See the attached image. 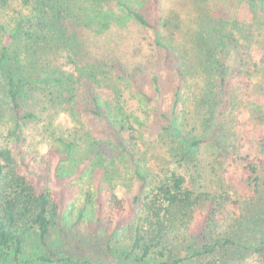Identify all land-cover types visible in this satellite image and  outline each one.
<instances>
[{"label": "rangeland", "instance_id": "rangeland-1", "mask_svg": "<svg viewBox=\"0 0 264 264\" xmlns=\"http://www.w3.org/2000/svg\"><path fill=\"white\" fill-rule=\"evenodd\" d=\"M18 1L9 0L13 14L19 11L14 7ZM119 1L123 4L129 3L138 9L146 7L152 12L150 0H73L72 7L76 10L79 7H89V12L92 8L96 11L94 14H88L86 23L75 30V38L68 37L67 46L74 53L75 61L72 66L62 68L63 71L72 72L75 77H79V73H85L91 80L88 81L99 93L101 108L110 112V123L117 135L128 140L131 131L138 137L136 159L141 170L146 172L149 178L166 168H173L184 174L189 181L195 179L196 187L211 192L228 191L235 199H239L243 209L247 210L244 212L245 218L232 233L235 245L229 249V257L223 256L219 260L225 264H264V252L261 255L255 254L249 247L250 244H254V240L257 242L261 235H264V223H259L256 217L254 220L252 218L253 213L256 216L264 210V182L258 196L254 200H247V197L252 196L248 194L247 188L240 184L234 189L233 183H229L226 178L231 175L236 181H242L245 174L244 166L235 163L229 151L230 144L239 141L236 138L242 137V141L238 142L239 146L241 144L242 153L264 160V114L261 110L254 113L250 108L243 106L240 102L242 97L236 104L231 98L227 106H224L222 101L221 106H218L216 100L222 97L217 94L215 88L214 92L202 82L195 49L199 45L195 44L201 41L197 34L201 27H205V18H209L219 24L222 32L229 33L237 41L250 46V50L261 51V56L255 55L256 61L260 57L264 58V0H158L160 4L158 31L161 42L165 43L171 53L157 46L154 32L136 24L122 5L118 4ZM252 55L254 57V53ZM101 59L119 62L131 73H137L138 67L142 69L138 78L143 91L158 98L160 112L168 120L176 118L174 125L188 144H197L195 147L190 146L188 158L179 161V157L172 154L170 136L176 137L177 141L180 137L167 130L168 120L166 121L163 115L155 110L156 107L152 103H147L126 79L118 76L110 65L96 68V61ZM182 62L180 69L185 80L179 75L178 66ZM24 64L28 69L26 72L28 80H32L33 87L27 92L30 96L20 103L23 110L33 112L36 118L22 126L23 136L21 141H18L15 137V134L19 133L15 131L18 116L12 110V105L7 102V98H4V95L0 97V147L12 148L15 154L16 148H19L24 152V158L30 159L40 158L53 148L61 149L58 137L71 136L83 144V147H79L76 143L73 147L74 153L71 154L70 162L64 159V165L68 164L66 169L69 170V174L83 164H87V167L81 178L72 182L78 192L68 205L61 226L48 237L49 247L57 256L70 257L73 248L71 241L79 243L78 246L81 247L88 246L93 228L97 226L95 199L98 192L94 185L95 170L108 169L106 176L108 173L114 174L116 181L123 185V188L116 192L126 201L130 200L134 193L130 194V190H127L132 186L131 175L112 143L104 139L95 145L87 137L90 113L85 86L79 83L75 85V90L68 93L69 96L64 90L61 95L58 93L60 90L58 86L48 89L42 75L37 76L45 66L41 58L32 56L31 62L26 61ZM226 64V83L230 89L240 92V89L247 88L242 78L248 75L247 69L240 70L238 76L234 75L238 60L233 48L227 55ZM244 64L251 67L252 62ZM59 67L58 63H54L48 66V70L50 72L60 69ZM46 71L47 69L44 74ZM251 75L247 91L254 96L262 97L261 104L264 105V61ZM154 76L157 78V85L153 81ZM177 88L180 89V100L174 107ZM73 93L71 100L70 95ZM116 96H120V99L116 101L115 109L112 110V106L104 103L110 102L112 97L117 98ZM121 124H125V127L119 130ZM155 128L159 133L153 136L150 132ZM246 132L250 134H244ZM215 140H219L222 145L226 144L227 147L223 151L218 150ZM85 153L91 160L81 161L70 171L73 163H78ZM100 157H106V163L93 168V164L99 161ZM257 171L263 181L264 168ZM101 188L104 192L105 187L102 185ZM253 229H256L258 235L251 233ZM96 236L98 242L94 246V251L99 253L95 258L96 264L102 262L99 256L106 254L108 242L113 250V258L118 264H140L137 262L140 255L130 253L122 246L118 235L110 240L108 232L97 228ZM39 253L32 238L26 243L24 256L32 259L40 255ZM174 253L176 257L183 259L179 264H214L211 257L190 258L186 248L180 247L179 250H174ZM147 260L155 264L154 258ZM0 264H14L7 249L0 250Z\"/></svg>", "mask_w": 264, "mask_h": 264}, {"label": "trees", "instance_id": "trees-1", "mask_svg": "<svg viewBox=\"0 0 264 264\" xmlns=\"http://www.w3.org/2000/svg\"><path fill=\"white\" fill-rule=\"evenodd\" d=\"M150 3L152 12L146 7L138 9L129 3L118 4L122 5L121 7L136 24L154 32L157 46L171 53L165 43L161 42L158 31L159 1L150 0ZM73 5V0H19L14 5L19 11L13 14L9 0H0V97L4 95V98H7V102L12 105V110L18 116L15 131L19 133L15 134V137L21 141L22 126L36 118L33 112L23 110V105L20 103L30 96L27 92L33 87V82L31 79L28 80L29 76L26 73L28 72L24 64L26 61L31 62L32 56L41 58L45 66H42L37 76L42 75L44 83L48 84V89L58 86L60 88L58 93L61 95L64 90L69 96L73 89L75 90V85L79 83L84 85L90 113L87 125L89 132H86V135L95 145H98L100 140L107 139L115 146L117 155L131 175L132 186L130 189H125L130 190V194L134 193L130 200H124L116 192L121 190L123 185H120V181H116L114 174L108 173L106 176L108 169H96L94 185L98 192L95 199L97 226L93 228L90 244L81 247L78 246L79 243L71 241L72 255L60 258L49 247L48 237L52 231L61 226L68 205L78 192L72 182L81 178L87 167V164H83L69 174V170L66 169L68 164L64 165V159L70 162L71 154L74 153L73 147L76 143L79 147H83V144L71 136L58 137L57 141L61 149L53 148L40 158L30 159H25L24 152L19 148H16L15 154L12 148L1 146L0 250L7 249L14 264H96L95 258L99 253L94 251V246L98 242L96 239L98 228L108 232L110 240L118 235L122 246H125L130 253L140 255L137 260L140 264H151L147 260L149 258H154L155 264H179L183 259L176 257L174 250H179L180 247L187 249L190 258L211 257L214 259V264H225L219 259L223 256L229 257V249L235 245L232 233L244 220V212L247 210L243 209L240 200L235 199L232 193L224 190L211 192L196 187L195 179L189 181L176 169L166 168L151 178L141 170L136 159L138 137L131 131L128 140L117 135L110 123V112L101 108L99 93L93 88L92 83L89 82L90 78L85 76V73H79V77H75L72 72L63 71L65 67L72 66L75 61L74 53L67 46L68 37L75 38V30L86 23L88 14H94L96 11L92 8L89 12V7H79L77 11L75 7H72ZM256 8L259 9V7ZM215 22L205 18V27H201L197 34L201 41L195 44H199L195 49L202 82L214 92L216 89L217 94L222 97L216 100L218 106H221V101L224 106H227L231 98L236 104L242 97L240 102L243 106L250 108V111L254 113L261 110L264 114L262 97L254 96L247 91L250 87L251 74L264 61L261 57L256 61L255 55L261 56L262 52L250 50V46L237 41L229 33L222 32L219 24ZM231 48L235 50L238 60L234 75L238 76L242 69H247L248 72L247 76L242 77L247 88L240 89V92L232 91L226 83V58ZM246 62H252L251 67H246L244 64ZM54 63H58L60 69L49 72L48 66ZM96 64V68L110 65L118 76L126 79L147 103H152L156 107L155 110L163 115L166 121L168 120L160 112L158 98L143 91L138 78L141 68L136 69L137 73H131L126 71L119 62L101 59L96 61ZM181 65L183 62L178 66L179 75L182 80H185L181 73ZM153 81L157 85L156 76L153 77ZM28 86L30 88H27ZM179 90V88L175 90L177 97L174 107L180 100ZM156 91L159 92L158 89ZM73 95L74 93L70 95L71 100ZM116 97H112L110 102L105 101L104 104L108 103V106H112L113 109L112 107L111 109L114 110L116 101L120 99V96ZM120 107L122 108V105ZM175 121V117L167 121V130L174 132L173 134L180 137L181 141L170 136V150L172 154L179 157V161H184L189 157L191 147L197 144H188L174 125ZM124 127L125 124H121L118 129L121 130ZM253 131L256 132V129ZM158 133L156 128L150 132L153 136ZM244 134H250V132ZM258 134L257 132L256 135ZM236 139L239 140L238 142L242 141V137ZM238 142L230 144L229 151L232 153L234 162L244 166L245 174L242 181H236L231 175L226 178L229 183H233L234 189L242 184L244 188H247L248 194L252 195L246 199L254 200L264 182V178L262 181L257 171L259 168H264V160L242 153L241 144L239 146ZM221 145L219 140H215L217 149L223 151L227 145ZM84 155L80 157L78 163H73L70 171L81 161L91 160L87 153ZM106 161V157H100V160L93 164V168L105 164ZM102 185L105 187L104 192H102ZM254 217L263 224L264 210L256 216L253 213V220ZM246 224L251 225V223ZM255 230H251V233L258 235ZM32 238L40 255L31 259L25 257L24 253L26 243ZM249 247L253 253L261 255L264 252V235H261L257 242L254 240V244H250ZM99 257L102 261L99 264H118L113 258L110 242L106 245V254Z\"/></svg>", "mask_w": 264, "mask_h": 264}]
</instances>
